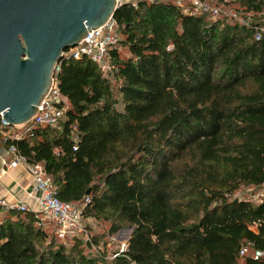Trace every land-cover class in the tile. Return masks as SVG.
<instances>
[{"label":"trees","instance_id":"trees-1","mask_svg":"<svg viewBox=\"0 0 264 264\" xmlns=\"http://www.w3.org/2000/svg\"><path fill=\"white\" fill-rule=\"evenodd\" d=\"M239 2L264 12V0ZM113 17L123 110L97 64L63 59L60 124L0 145L40 163L82 217L110 221L111 234L131 228L125 249L111 259L80 239L68 249L14 208L0 219V264H264L239 257L245 245L264 251V203L231 197L264 184V23L207 19L169 0L123 3Z\"/></svg>","mask_w":264,"mask_h":264},{"label":"water","instance_id":"water-1","mask_svg":"<svg viewBox=\"0 0 264 264\" xmlns=\"http://www.w3.org/2000/svg\"><path fill=\"white\" fill-rule=\"evenodd\" d=\"M118 7L117 0H0V114L9 126L33 117L63 51L103 26ZM6 156L0 146V173ZM126 230L128 239L132 229Z\"/></svg>","mask_w":264,"mask_h":264},{"label":"built area","instance_id":"built-area-1","mask_svg":"<svg viewBox=\"0 0 264 264\" xmlns=\"http://www.w3.org/2000/svg\"><path fill=\"white\" fill-rule=\"evenodd\" d=\"M141 0H117V4L132 3L136 6ZM151 1V0H144ZM184 13L191 14H211V19H217L221 10L216 7H210L204 0H172ZM251 21L244 20L242 25H250ZM264 31V26L260 27ZM259 37V34L256 36ZM122 35L119 25L114 17L110 18L103 26L91 29L86 36L74 47L63 51V59H78L85 57L93 61L103 74L114 70V64L111 59V50L117 48ZM60 70V62L55 68L52 86L38 105V110L33 117L24 125L11 127L0 114V143H6L9 139H19L26 135L32 127L36 125L58 126L65 113V100L58 88L57 74ZM73 139L76 142L77 137L74 133ZM1 146V145H0ZM75 149V146L73 147ZM7 150V156L4 159V165L1 173H7L8 170L21 167L26 171L33 180V188L26 191L28 198L33 199L36 209L31 210L36 214L38 225L47 226L52 224L54 234L60 240H65L69 236L81 232V210L82 204L62 201L57 197V189L52 183L40 163H28L18 151L15 145H11ZM249 197L236 196L235 198H247L254 203H264V184L260 186H250L246 190ZM236 192V191H235ZM238 193V192H236ZM237 195H240L239 193ZM28 209L26 204L9 203L7 200L0 198V213L7 212L10 209ZM89 237L87 238V241ZM125 245L119 250H124ZM250 255L255 259H264V251L254 250L250 245H245L239 251V257L242 258ZM114 257V255H112ZM242 264V263H240Z\"/></svg>","mask_w":264,"mask_h":264},{"label":"rangeland","instance_id":"rangeland-1","mask_svg":"<svg viewBox=\"0 0 264 264\" xmlns=\"http://www.w3.org/2000/svg\"><path fill=\"white\" fill-rule=\"evenodd\" d=\"M172 1V0H169ZM208 3L210 7H216L221 10V13L216 16L220 19H227L232 23L241 24L244 20L264 23V12L254 13L247 12L240 5L239 0H204ZM207 19H210L211 14H206ZM264 26V25H263ZM119 57L120 59H125L129 56V51L124 45L119 46ZM106 76L108 77L110 86L117 95L118 103L117 107L119 110H123V103L121 97L118 95L117 88L120 83L119 79L114 75V71H109ZM250 186L242 185L236 192H234L231 197H249L248 192L246 191ZM6 212L0 213V219L4 217ZM81 232L75 234L74 236H69L65 240H60L56 237L53 232L52 226H43L46 230L48 237L47 241L54 239L56 242L63 243L66 248H70L76 239H80L84 244L82 246L84 252L86 253H96L97 251H104L108 259L112 258V255L115 251L119 250L122 245L126 244L128 231L127 227L122 228L116 234H111L109 231L110 221L105 219H93V218H81ZM95 237L98 241L97 244H87L88 237Z\"/></svg>","mask_w":264,"mask_h":264},{"label":"crops","instance_id":"crops-1","mask_svg":"<svg viewBox=\"0 0 264 264\" xmlns=\"http://www.w3.org/2000/svg\"><path fill=\"white\" fill-rule=\"evenodd\" d=\"M33 188L31 176L21 167L10 169L7 173H0V198L7 200L9 203H24L29 210H35L36 204L33 199L26 195V191ZM52 226L54 232V226Z\"/></svg>","mask_w":264,"mask_h":264}]
</instances>
